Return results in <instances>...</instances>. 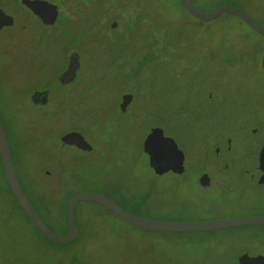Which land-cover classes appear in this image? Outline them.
I'll return each instance as SVG.
<instances>
[{
    "label": "rangeland",
    "instance_id": "rangeland-1",
    "mask_svg": "<svg viewBox=\"0 0 264 264\" xmlns=\"http://www.w3.org/2000/svg\"><path fill=\"white\" fill-rule=\"evenodd\" d=\"M71 1L72 10L59 9L51 26L19 0H0L15 17L0 28V117L31 198L36 192L57 218L69 196L83 190L150 218L264 216V182L250 175L264 141V36L231 12L200 19L181 0ZM191 1L203 11L239 7L264 26V0ZM70 49L80 54V67L62 84L55 73ZM31 52L37 59L27 57ZM36 88H49L56 108L34 109ZM126 90L134 98L122 111ZM45 111L46 118H36ZM152 126L184 152L183 172L152 169L142 147ZM71 129L92 149L62 142ZM200 171L208 184L199 182ZM0 204L21 213L1 160ZM75 214L87 229L58 250L75 252L78 264H236L243 252L264 254V224L148 230L91 200L79 201Z\"/></svg>",
    "mask_w": 264,
    "mask_h": 264
},
{
    "label": "water",
    "instance_id": "water-1",
    "mask_svg": "<svg viewBox=\"0 0 264 264\" xmlns=\"http://www.w3.org/2000/svg\"><path fill=\"white\" fill-rule=\"evenodd\" d=\"M23 4L28 6L45 24H53L58 16V8L55 3L48 0H20ZM186 9L194 16L207 20L219 16L222 12H231L264 36V26L247 14L244 10L233 5H221L212 11H203L194 6L191 0H182ZM14 17L12 14L6 12L0 7V27L3 25L13 24ZM114 24V23H113ZM73 70H70L68 66L62 74H70ZM131 93H124L122 95V101L120 103L121 108L125 107V104L131 99ZM60 140L64 143L74 144L79 148L85 150H91L92 145L85 139L83 134L78 130H67L60 135ZM142 147L145 152L149 154L150 165L154 167V171L158 174L172 169L174 172H182L184 170V153L177 146L175 140L170 136H165L161 127H153L151 131L143 139ZM0 154L2 157L3 168L10 185V188L17 198L18 202L39 227V229L47 235L50 239L58 243H68L79 235V229L77 227L75 207L81 200L95 201L106 208L110 209L120 217L129 221L133 225L148 230H160V231H195V230H210L216 228H223L241 224H264L263 215H253L246 217H234V218H221L210 219L200 221H176L157 219L141 216L132 213L122 207L119 203L113 200L111 197L95 191V190H83L73 195L68 202L66 208V219L68 223V230L65 234H60L54 231L37 213L26 193L24 192L18 176L15 171V167L12 160V155L9 147L7 135L0 118ZM160 158L165 159L163 163L158 164L156 161ZM258 167L261 170L257 182H264V142L258 152ZM199 182L206 185L209 182V176L206 172H203L199 177ZM236 264H264V254L250 255L247 252H243L238 255Z\"/></svg>",
    "mask_w": 264,
    "mask_h": 264
},
{
    "label": "trees",
    "instance_id": "trees-1",
    "mask_svg": "<svg viewBox=\"0 0 264 264\" xmlns=\"http://www.w3.org/2000/svg\"><path fill=\"white\" fill-rule=\"evenodd\" d=\"M48 114L50 113L48 111H45V114H43V116L36 118L39 119L42 117V119H44L48 116ZM0 160H1L5 181L7 184V188L21 211V213H18L16 210L10 208L8 209L4 208L0 204V264H78L79 257L75 252L69 256L60 253L58 248H61L63 246H72L76 244L79 240V237L87 229L86 226L87 222L85 220L79 221L76 218L77 227L80 232L77 238H75L74 240L68 243H58L50 239L39 229V227L34 223V221L29 217V215L25 212V210L18 202L17 198L13 194L10 185L7 181L3 168L1 154H0ZM22 188L26 193L28 199L30 200L31 204L33 205L37 213L40 215V217L54 231L56 230L51 226L50 223L51 222L60 223L61 226L63 227V231H56V232L60 234H65L68 230V223L66 219V208L69 199L78 192H75L69 196L67 204L65 205V210L63 215L57 218L55 217L54 212L49 210L48 206L46 205V202L42 200L36 192L32 194V198H31V196L25 191L23 186ZM116 202L119 203L118 201ZM99 205L109 210L110 212H113L110 209L106 208L105 206L101 204ZM121 206L127 209L128 211L135 213L129 208H126L123 205Z\"/></svg>",
    "mask_w": 264,
    "mask_h": 264
},
{
    "label": "flooded vegetation",
    "instance_id": "flooded-vegetation-1",
    "mask_svg": "<svg viewBox=\"0 0 264 264\" xmlns=\"http://www.w3.org/2000/svg\"><path fill=\"white\" fill-rule=\"evenodd\" d=\"M20 1V0H19ZM48 1H50V2H52V3H55L56 5H57V8H58V12H59V9H70V10H72V8H73V3H72V1L71 0H65V2L63 3V6L61 7L57 2H55L54 0H48ZM22 3V2H21ZM23 4V3H22ZM23 5H25V4H23ZM26 6V5H25ZM1 7V6H0ZM29 10H31L28 6H26ZM2 9H4L3 7H1ZM5 10V9H4ZM6 11V10H5ZM32 11V10H31ZM6 12H8V11H6ZM33 12V11H32ZM9 13V12H8ZM34 13V12H33ZM35 14V13H34ZM13 15V14H12ZM36 15V14H35ZM37 16V15H36ZM13 17H14V15H13ZM58 17V16H57ZM37 18L41 21V19L37 16ZM14 20H15V17H14ZM42 22V21H41ZM14 23V22H13ZM56 23V21L53 23V24H47V25H54ZM4 26V25H3ZM2 26V27H3ZM1 28V27H0ZM261 34V33H260ZM35 55L37 56L38 55V53H30V54H28L27 55V57H32L33 59H37L36 57H35ZM38 57V56H37ZM79 57H80V54L76 51V50H73V49H70L69 51H68V53H67V60L65 61V65L63 66V67H61L60 69H59V71H57V73H55L56 74V76H57V79H58V81L60 82V83H62V84H69V83H71V82H73L74 80H75V77L77 76V72H78V69H79V67H80V60H79ZM41 60V59H40ZM42 62V61H41ZM70 67V70H73L74 72H73V74H72V72H70V74H62V72L67 68V67ZM124 93H131L132 94V97H131V99L125 104V107L124 108H121V106H120V103H121V101H122V95L124 94ZM30 94H31V100H32V102H33V104L35 105V107H34V109H38V107L39 106H41V105H48L49 107H47V108H53V107H55L56 108V102L54 101V100H52V97H51V90L49 89V88H36V89H33L31 92H30ZM133 98H134V96H133V93L132 92H130V91H123L122 93H121V96H120V99H119V101H118V104H119V107H120V109L122 110V111H125L126 109H127V107H128V105L131 103V101L133 100ZM58 100H59V98H58ZM51 105H53V107H51ZM1 118V117H0ZM209 123H212L213 125H214V121L213 122H209ZM210 125V124H209ZM153 127H159V126H152V127H150L149 128V130H148V132L145 134V136H144V138L146 137V135L151 131V129L153 128ZM72 130V129H71ZM163 130V129H162ZM211 131H213V129H209V132H211ZM257 130L254 128L253 130H252V132L253 133H255ZM65 132V131H64ZM163 134L165 135V136H169V135H167V134H165L164 133V131H163ZM171 137V136H170ZM143 138V139H144ZM173 138V137H172ZM264 140V139H263ZM143 142V141H142ZM176 142V141H175ZM264 141H262V143H263ZM262 143H261V145H260V147H259V150H260V148H261V146H262ZM74 145V144H73ZM76 146V145H75ZM177 146H178V144H177ZM220 147H222V144H220L219 145ZM78 147V146H77ZM179 147V146H178ZM180 148V147H179ZM224 148H225V150H228V149H230V145L228 144V145H225L224 146ZM218 149H219V147H216L215 148V151H218ZM259 152V151H258ZM147 153V152H146ZM184 153V152H183ZM148 154V153H147ZM148 157H149V154H148ZM165 161V159H163V158H160L159 160H157L156 162L158 163V164H160V163H163ZM183 164H184V169H185V167H186V164H185V155H184V159H183ZM151 167H152V169L154 170V167L151 165ZM166 171H171V172H174L172 169H168V170H166ZM166 171H164V172H166ZM183 172V171H182ZM260 172H261V170L259 169V167H258V154H257V166L255 167V171L253 172V173H250V175H251V179L252 180H257V178H258V176H259V174H260ZM163 173V172H162ZM174 173H178V172H174ZM181 173V172H180ZM203 173V171H200L199 172V174H198V177H200V175ZM210 181V180H209ZM209 183V182H208ZM207 183V184H208Z\"/></svg>",
    "mask_w": 264,
    "mask_h": 264
}]
</instances>
